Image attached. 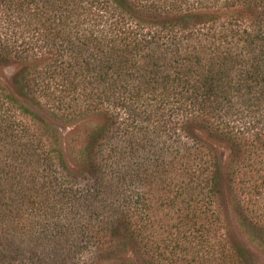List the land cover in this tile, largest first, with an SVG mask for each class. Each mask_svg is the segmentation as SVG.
Listing matches in <instances>:
<instances>
[{"label": "trees", "instance_id": "obj_1", "mask_svg": "<svg viewBox=\"0 0 264 264\" xmlns=\"http://www.w3.org/2000/svg\"><path fill=\"white\" fill-rule=\"evenodd\" d=\"M245 237L264 0H0V261L260 264Z\"/></svg>", "mask_w": 264, "mask_h": 264}, {"label": "rangeland", "instance_id": "obj_2", "mask_svg": "<svg viewBox=\"0 0 264 264\" xmlns=\"http://www.w3.org/2000/svg\"><path fill=\"white\" fill-rule=\"evenodd\" d=\"M16 71V68L14 66H9L5 69H3V74L4 76L9 79L12 77V75L15 73ZM100 119L97 118V119H92V120H88L84 123H82L79 127V129L77 130V133L78 134H82L84 135V133L92 126L94 125H97L98 122L100 123ZM72 130L71 129H67L63 132L64 135H66L67 133L69 134ZM83 166V165H81ZM85 168L86 166H83V167H79V168H75L77 172H79L80 176H83V175H86L85 173ZM87 169V168H86ZM246 241H247V244H248V248L254 253L255 256H258L259 257V262L260 264H264V246L258 242V241H255L253 239H247V237H245ZM15 259V260H14ZM14 259H9V260H4V261H0V264H17V261L16 259H18L17 257H15Z\"/></svg>", "mask_w": 264, "mask_h": 264}]
</instances>
